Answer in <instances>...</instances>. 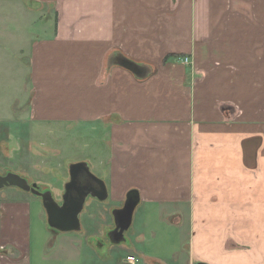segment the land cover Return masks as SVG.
Here are the masks:
<instances>
[{
	"label": "crops",
	"instance_id": "crops-1",
	"mask_svg": "<svg viewBox=\"0 0 264 264\" xmlns=\"http://www.w3.org/2000/svg\"><path fill=\"white\" fill-rule=\"evenodd\" d=\"M0 14V81L29 98L8 106L103 136L83 161L109 193L100 235L92 214L50 233L37 203L33 232L31 199L1 201L0 264H89L133 189L140 261L264 264V0H0Z\"/></svg>",
	"mask_w": 264,
	"mask_h": 264
},
{
	"label": "rangeland",
	"instance_id": "rangeland-1",
	"mask_svg": "<svg viewBox=\"0 0 264 264\" xmlns=\"http://www.w3.org/2000/svg\"><path fill=\"white\" fill-rule=\"evenodd\" d=\"M1 18L2 15L0 14V22ZM9 81L8 78H6L4 83L0 81V175L16 173L30 184L36 183L41 191H51L54 197L61 201L65 185L69 180L70 165L84 162V158L91 152L86 145L88 143H92L94 146L98 145L103 136L99 134H84L81 122H76L75 126L70 127V121H36L28 115H26L28 117H19V114L15 115L13 113L14 103L11 102L10 108L6 99L7 97L16 98L17 93L20 95L19 89L21 86L18 84L20 83L19 80L12 85ZM27 93H29V89ZM23 96L25 97L27 94ZM24 97L20 95L21 101L25 102L28 107L29 98ZM23 104L21 103V105ZM8 115L11 116L8 117ZM91 172L96 175L95 170L92 171L91 169ZM18 195H26L28 199L34 202L31 228L33 232L36 229L39 231L38 221H41V219H39L40 210L36 207V203L43 207L40 197L17 187L8 186L0 190V203L5 199L16 198ZM90 199L85 203L80 215V222L81 225L86 224L87 217L92 214L91 232L100 235L101 229L105 228V225L100 222L99 214L102 208L109 207V203L105 204L104 202L93 200L94 202H91L93 205L90 206ZM111 217L113 219L112 215ZM44 222L46 229L50 233H61L49 227L47 216L43 221V226ZM132 229L125 233L126 241L121 244H113L106 236L96 238V235H94V240L100 239L104 241V243L101 242L104 245L98 248L95 247V254L91 255L92 257L88 258L87 262L89 264H128L126 259L128 255L138 258V256L134 255V251L127 248V245L133 243L131 237ZM94 242L96 244V241ZM140 249L149 250L151 248L144 243L140 246ZM138 261L137 264H146L143 260L140 261V258H138Z\"/></svg>",
	"mask_w": 264,
	"mask_h": 264
},
{
	"label": "water",
	"instance_id": "water-1",
	"mask_svg": "<svg viewBox=\"0 0 264 264\" xmlns=\"http://www.w3.org/2000/svg\"><path fill=\"white\" fill-rule=\"evenodd\" d=\"M120 65L138 77L145 74L141 65L129 59L122 58ZM69 176L70 180L66 183L65 192L62 195V203L54 197L51 191H41L36 183L30 184L16 173L0 175V190L4 187L13 186L40 197L46 211L47 223L52 230L61 233L81 232L80 215L86 201L92 198L106 202L109 198V193L105 181L91 172L88 162H78L70 165ZM139 204L140 194L133 189L128 192L124 205L111 211L114 225L106 231L105 236L113 244H121L126 241L125 233L133 225L134 214ZM94 241H96V244ZM92 242L94 247L97 248L104 245V241L100 239L92 240ZM2 252L3 250L0 249V254Z\"/></svg>",
	"mask_w": 264,
	"mask_h": 264
},
{
	"label": "built area",
	"instance_id": "built-area-1",
	"mask_svg": "<svg viewBox=\"0 0 264 264\" xmlns=\"http://www.w3.org/2000/svg\"><path fill=\"white\" fill-rule=\"evenodd\" d=\"M184 62L189 63V59L188 58L184 59ZM128 262L129 264H137L139 261L136 257H128Z\"/></svg>",
	"mask_w": 264,
	"mask_h": 264
},
{
	"label": "flooded vegetation",
	"instance_id": "flooded-vegetation-1",
	"mask_svg": "<svg viewBox=\"0 0 264 264\" xmlns=\"http://www.w3.org/2000/svg\"><path fill=\"white\" fill-rule=\"evenodd\" d=\"M69 180H70V176H69ZM69 180H68V181H69ZM64 192H65V189H64L63 193H64ZM62 202H63V200L61 199L60 203H62Z\"/></svg>",
	"mask_w": 264,
	"mask_h": 264
}]
</instances>
